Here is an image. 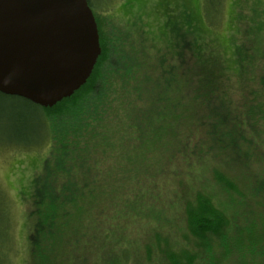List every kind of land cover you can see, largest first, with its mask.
<instances>
[{"label": "trees", "instance_id": "1", "mask_svg": "<svg viewBox=\"0 0 264 264\" xmlns=\"http://www.w3.org/2000/svg\"><path fill=\"white\" fill-rule=\"evenodd\" d=\"M202 2L203 18L185 17V29L171 26L170 46L162 58H185L183 48L189 47L193 58L189 60L190 77L176 73L177 67L189 63L185 60L176 67L162 68L159 75H149L152 66L141 63L143 45L124 47L116 37L107 43L93 12L101 54L90 77L70 97L53 107H41L52 145L28 198L26 264H264V159L257 161L262 162V171L252 172L246 180V192H239L218 169L209 178L210 190L184 195L177 208L180 234L175 236L173 221L169 225L173 233L165 229L171 219L164 209L167 203L163 200L162 209L157 193L163 189L160 178L167 174L165 160H153L147 153L168 127L175 141L167 159L188 162L194 156V161L205 164L223 151L224 165L242 162L250 166L251 149L245 144L241 148L235 131L245 126L248 117L236 114L231 118L223 101H214L213 92L207 91L217 88L208 63L210 58L220 60V54L215 50L217 44L195 30L200 22L211 24L220 4L218 0ZM254 7L249 26L232 30L228 47L237 72L261 70L258 96H264V6ZM238 34L241 39L235 38ZM185 91L193 94L187 97L182 94ZM249 107V117L261 113L264 118L258 103ZM202 108L203 112L207 109L202 115L203 131L199 124ZM185 121L193 136L178 140L177 130ZM202 132L213 141L208 147L197 138ZM227 148L233 154H225ZM152 167L161 168L155 170L159 177L144 174ZM218 185L239 193L240 209L219 202ZM127 215L129 221L122 222ZM141 227L146 228L142 233L134 232Z\"/></svg>", "mask_w": 264, "mask_h": 264}, {"label": "rangeland", "instance_id": "2", "mask_svg": "<svg viewBox=\"0 0 264 264\" xmlns=\"http://www.w3.org/2000/svg\"><path fill=\"white\" fill-rule=\"evenodd\" d=\"M91 9L96 14L101 36L108 43L112 37L119 38L120 44L124 47L133 44L136 47L143 45L144 50L141 56V63L152 66L150 74L152 77L161 73V69L170 66H177L182 60H192L191 49L187 46L183 48L182 56L172 60H163V55L168 52V39L171 26L178 28H187L185 17L193 16L203 18L202 0H90ZM220 6L212 17L211 24L199 23V28L195 30L196 34H203L208 41L217 44L215 50L220 54L219 59L210 58L208 66L212 67L211 78L217 85V88L207 89L214 96V101H223L229 116L236 114L240 117L247 116L245 126H238L235 131L238 134L236 140L243 148L250 147L252 159L248 162L246 168L242 162L224 165L220 155L223 151H218V157L209 158L205 164L204 160L196 162L192 158L184 161L180 158L167 159L172 155V142L175 138L170 128H164L162 133L157 136L153 143V151L147 152L150 158L156 160L163 158L164 165L167 167V174L160 178L162 188L157 191L160 199L167 203L164 207L169 213L171 221L165 229L173 233L170 223L175 224V236H179V223L181 221L177 208L182 204L183 196L188 193H195L197 190H210L212 173L219 169L237 186L238 191L246 192L247 179L252 172L262 171V162L264 159V118L261 113L254 119L249 117L248 111L252 103H258L260 111L264 116V96H258L260 87L261 70L251 73L237 72V62L232 55L230 33L237 27L249 26L254 12L251 6H264V0H218ZM254 7V8H255ZM238 16L239 19L237 18ZM248 23V24H247ZM97 26V28H98ZM211 29V32L206 30ZM208 30V31H209ZM240 31V32H241ZM191 32V31H190ZM218 36L215 40L213 34ZM128 33H134L128 37ZM242 34L235 38L241 39ZM190 37L185 34V43ZM135 39V40H134ZM131 43V44H130ZM184 43V42H183ZM130 44V45H128ZM189 48V49H188ZM216 60V61H215ZM191 61L187 65H182L176 69L177 76L190 77L193 73ZM143 66V65H142ZM157 67L158 72L154 69ZM149 73V71H148ZM154 74V76L152 75ZM241 77V80H239ZM260 93H262L260 91ZM189 97L193 93L185 91ZM261 95V94H260ZM219 97V98H218ZM207 109L204 108V112ZM199 112L202 118L200 130L205 126L204 116L206 112ZM43 109L28 100L12 95L0 93V264H26L28 257V229L26 224V212L28 209V198L32 191L34 178L41 172L45 158L51 149V133H46L43 123ZM198 116V112H197ZM189 126L185 124L177 130L178 140H191ZM229 128V127H228ZM234 129V128H232ZM199 137L207 143V147L213 143L208 135ZM254 142H252V140ZM243 143V144H242ZM244 145V146H245ZM198 151H201L198 147ZM215 151V150H214ZM207 153L206 149L203 151ZM223 153V154H222ZM233 152L226 149L225 154ZM211 156V155H210ZM161 168L147 169L144 174H151L155 178L159 177L155 170ZM157 170V171H158ZM211 170V171H210ZM163 178L167 181L163 182ZM208 178V179H207ZM251 181V180H250ZM233 189V188H232ZM244 190V191H243ZM216 193H220L219 202L230 209H240L239 193L232 190H223L222 186H216ZM213 193V192H212ZM175 205V208H173ZM244 206H241L242 210ZM161 209V210H162ZM174 213V215H172ZM129 216L121 218L122 222L129 221ZM167 220V219H165ZM146 228L141 227L134 230L136 233H142ZM127 235V234H126Z\"/></svg>", "mask_w": 264, "mask_h": 264}, {"label": "water", "instance_id": "3", "mask_svg": "<svg viewBox=\"0 0 264 264\" xmlns=\"http://www.w3.org/2000/svg\"><path fill=\"white\" fill-rule=\"evenodd\" d=\"M100 54L87 0H0V93L53 107L86 83Z\"/></svg>", "mask_w": 264, "mask_h": 264}]
</instances>
